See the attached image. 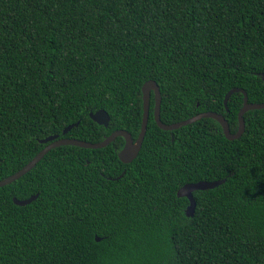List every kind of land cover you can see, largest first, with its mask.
Returning a JSON list of instances; mask_svg holds the SVG:
<instances>
[{
	"label": "trees",
	"instance_id": "16d2710c",
	"mask_svg": "<svg viewBox=\"0 0 264 264\" xmlns=\"http://www.w3.org/2000/svg\"><path fill=\"white\" fill-rule=\"evenodd\" d=\"M262 77L264 0H0V181L49 136L136 140L149 80L162 123L211 111L235 133L243 94L224 97L263 103ZM153 108L130 163L123 137L59 146L0 187V264H264V109L230 141L210 118L162 130ZM223 179L185 215L183 185Z\"/></svg>",
	"mask_w": 264,
	"mask_h": 264
},
{
	"label": "water",
	"instance_id": "95a60500",
	"mask_svg": "<svg viewBox=\"0 0 264 264\" xmlns=\"http://www.w3.org/2000/svg\"><path fill=\"white\" fill-rule=\"evenodd\" d=\"M262 78L264 80V77ZM237 92H240L243 94V105L238 113V129L235 133L230 132L229 125L221 114L216 113V112H211V111L199 113L186 120L167 125V124L162 123L160 119L161 95L159 91V86L157 85L155 81L149 80L145 82L141 88L142 102H143V115H142L140 133L136 140H133L131 135L127 131H124V130L114 131L108 137L104 138L102 141L97 142V143H90V142L77 140V139L59 137L58 134L49 136L43 140H40V143L45 144V147L32 160H30L25 166H23L19 171L1 180L0 187L8 185L16 181L17 179H19L26 173H28L32 168L36 166V164L44 157V155L47 154V152L59 146L70 145V146H76V147H81L85 149H100V148H104L107 145H109L117 137H123L124 145L122 149L118 152V158L122 163H125V164L130 163L136 158L142 146V142H143L146 129H147L149 109H150V98L152 94L154 97L153 117H154V121L156 125L160 129L165 130V131H172V130L179 129L183 126L192 124L194 122H197L200 119L210 118L219 123L222 129V132L227 140L232 141V140L238 139L245 130V121L243 118V115L245 114V112L249 110L264 109V102L263 103H249L247 94L243 89L233 88L226 93L224 100H223L226 110H227V101L229 97L233 93H237ZM89 117L95 123L99 125H103L105 127L108 126V123L110 121V117L108 113L104 111L103 109L97 110L96 112H90ZM77 125H78V122L67 126L66 128L63 129L62 135H66L73 127ZM224 182L225 180L223 179V180H217V181H200L197 183H188V184L183 185L177 191V197H185L187 198L189 202L188 206L185 209V215L190 217L194 213V210H195V200L193 197L194 191L213 189L223 184ZM36 197L37 195L31 196L30 198L25 199V200H17L16 198H13V203L18 206H25L31 203ZM96 240L98 241L97 238Z\"/></svg>",
	"mask_w": 264,
	"mask_h": 264
}]
</instances>
